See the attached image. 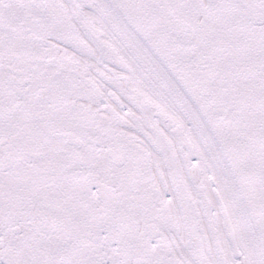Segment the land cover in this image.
Here are the masks:
<instances>
[{"label": "snow or ice", "instance_id": "snow-or-ice-1", "mask_svg": "<svg viewBox=\"0 0 264 264\" xmlns=\"http://www.w3.org/2000/svg\"><path fill=\"white\" fill-rule=\"evenodd\" d=\"M0 264H264V0H0Z\"/></svg>", "mask_w": 264, "mask_h": 264}]
</instances>
